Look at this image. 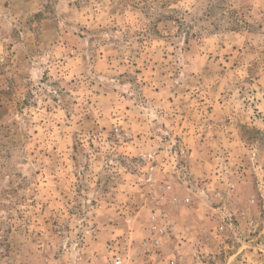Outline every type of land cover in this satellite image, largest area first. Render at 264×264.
<instances>
[{
	"label": "rangeland",
	"instance_id": "1",
	"mask_svg": "<svg viewBox=\"0 0 264 264\" xmlns=\"http://www.w3.org/2000/svg\"><path fill=\"white\" fill-rule=\"evenodd\" d=\"M208 232L264 255V0H0V264Z\"/></svg>",
	"mask_w": 264,
	"mask_h": 264
},
{
	"label": "crops",
	"instance_id": "2",
	"mask_svg": "<svg viewBox=\"0 0 264 264\" xmlns=\"http://www.w3.org/2000/svg\"><path fill=\"white\" fill-rule=\"evenodd\" d=\"M211 226V224H210ZM206 234V233H204ZM208 232L207 235L208 237H203L202 241L200 240H194L193 242L192 239H188L187 241H183L179 239L178 241L175 242V248L177 251V254L175 256V263L176 264H187L190 259H188V254L187 251H191L194 249L201 250L202 253H205L208 259H212L210 254H214L216 251L218 252L219 250L224 249L225 247L227 248L228 245L225 243L223 238L221 236H217L216 238L214 235ZM246 246H238V249L234 251L232 254H228L227 256H224V262L221 259L222 257H218V260L220 261L219 263L221 264H264V255H258L257 254V249H258V244H252V243H245ZM244 247H246L244 249ZM220 256V255H219ZM214 259H216L214 257ZM234 260V262H233ZM232 261V262H231Z\"/></svg>",
	"mask_w": 264,
	"mask_h": 264
},
{
	"label": "built area",
	"instance_id": "3",
	"mask_svg": "<svg viewBox=\"0 0 264 264\" xmlns=\"http://www.w3.org/2000/svg\"><path fill=\"white\" fill-rule=\"evenodd\" d=\"M155 244L157 245L158 241H155ZM115 263L116 264H121L122 263V260L120 259V257H116Z\"/></svg>",
	"mask_w": 264,
	"mask_h": 264
}]
</instances>
